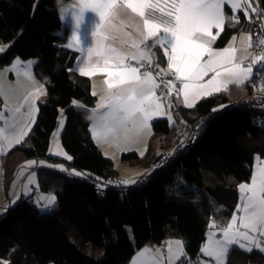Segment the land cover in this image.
<instances>
[{"label": "trees", "instance_id": "16d2710c", "mask_svg": "<svg viewBox=\"0 0 264 264\" xmlns=\"http://www.w3.org/2000/svg\"><path fill=\"white\" fill-rule=\"evenodd\" d=\"M70 1L0 0V68L14 58L35 60L37 77L49 79L29 145L21 143L1 157L7 197L31 160L36 162L32 169L37 171L39 192L56 197L50 210H42L44 205L32 196L8 207L0 220V264H129L139 249L171 238L184 242L189 258L201 259L211 224L221 228V221L238 212L239 184L251 181L255 157L264 158V126L255 121L264 111L245 104L230 106L251 95L248 83L204 97L193 108L175 100L171 108L184 122H205L198 141L156 167L173 147L179 123L155 120L146 152L121 154L122 162L146 171L134 184L122 183L99 195L100 182L120 177L114 161L93 140L86 119L97 104L91 81L73 70L76 53L64 46L68 28L59 12ZM257 2L264 10V0ZM238 18L237 25L225 27L216 47H225L243 30L253 34L254 27L264 23L261 13L259 19L248 20L239 12ZM155 52L166 66V57ZM73 100L85 108L76 107ZM61 111L65 125L60 141L71 160L49 153ZM62 163L66 169L56 167ZM226 264H264V252L233 248Z\"/></svg>", "mask_w": 264, "mask_h": 264}, {"label": "snow or ice", "instance_id": "6c2138e0", "mask_svg": "<svg viewBox=\"0 0 264 264\" xmlns=\"http://www.w3.org/2000/svg\"><path fill=\"white\" fill-rule=\"evenodd\" d=\"M164 3L168 5L169 10L165 13L167 18L163 19L162 23L145 18L146 9H159L164 12L159 0H82L81 7L74 16L76 29L74 39L78 46L82 45L79 28L84 22V13L87 10H92L99 16L100 22L92 33L94 44L87 47V55L91 58L95 54L100 57V60L87 70L80 69V74L106 73L105 95L100 97L97 109L101 110L100 113L105 116L106 121L109 118H117L120 113L125 114L123 118L125 127L119 131V134H123L126 141H130L133 136L139 137L145 130H150V121L163 113L164 105L156 96L157 90L161 94L175 92L177 98L182 93L183 103L191 108L198 97L211 95L213 91L227 90L229 83L238 87L252 73V64L264 61V47H261L256 58L250 61L246 68L242 67L243 59L237 62L236 49L231 44L223 49L211 47V44L216 40V36L212 35V29L224 30L225 4L230 3L233 14L237 9H241L245 18L251 20V17L248 16L249 9L251 12H256L257 9L251 7L249 0H244L243 8H241L240 0H170V3L169 0H164ZM123 9H130L132 13L142 18V27L136 26L139 41L132 40V47L138 49L143 44L147 52L153 54L154 50H159L161 56L166 57L167 69L173 75L174 80L157 82L153 71L159 69L160 66L157 64L153 69L149 55L144 57L146 63L141 64L137 60L138 66H133L130 60H136L134 54L105 43L114 33L121 36L122 42L132 39L131 33L122 31L123 21H120L119 25L114 23L119 19ZM261 15H264V10H261ZM227 19L229 27L233 26V21L239 22L235 15L227 17ZM112 38L114 39L115 36L113 35ZM232 39L235 40V37ZM257 41L259 45L264 46V40L257 37ZM249 47H252L251 43ZM80 50L83 48L81 47ZM205 55L208 56V60L202 62ZM126 61L129 62L126 63ZM141 68L145 70L141 72ZM210 72L214 75L206 83H199ZM156 75L159 76L160 71H157ZM174 81L180 82L179 89ZM92 94L95 96V91ZM0 95H4L2 83H0ZM72 104L77 105L78 101L73 100ZM168 107H172L171 103ZM33 110H35L34 105L29 103L27 113L29 117ZM15 111L18 112L19 108ZM90 111L96 113V109ZM214 111L216 110L214 109ZM168 118L171 119V117ZM0 119H3L2 113H0ZM90 131L94 132V140L101 133L106 136L119 135L117 130L108 127L107 122L103 125L94 124ZM23 134V131L14 134L17 143L20 142V137ZM56 155H60V153L57 152ZM66 158L67 160L72 159L71 156H66ZM27 163L34 164L36 162L29 161ZM56 167L63 170L62 165H56ZM72 172L80 175L75 170ZM239 190L242 193H249L242 197L243 206H237V210L243 215L237 217L233 214L230 220L221 221L222 239L215 241L214 244L202 246L200 249V252L204 256L212 258L215 264H224V258L232 246H237L247 252H251L255 247L264 252V168H260L257 173L251 176L250 183L239 184ZM44 199L45 204L42 210H50L55 204L56 197L50 195ZM237 219L240 221L239 227L236 225ZM244 241H247V244ZM166 243L171 245L172 242ZM174 243L178 246L177 252L174 257L172 248H168V264H175V261L181 256L185 257L187 264H204L199 255L196 261L187 258L186 253L183 252V241L177 240ZM144 252L149 253L151 250L145 249ZM148 264H163V257L159 249L151 254Z\"/></svg>", "mask_w": 264, "mask_h": 264}, {"label": "crops", "instance_id": "0c3cea01", "mask_svg": "<svg viewBox=\"0 0 264 264\" xmlns=\"http://www.w3.org/2000/svg\"><path fill=\"white\" fill-rule=\"evenodd\" d=\"M81 2H82V0H72L69 3H67L66 5H64L63 7H61L60 12H59V15H60V18L63 22L64 27L68 28V33H67V36L65 38L64 46L68 50L76 53V57H75V60L73 62V70L79 74H80V69L87 70L91 65H94L98 60H100V57L96 56L95 54H93L91 56V58H89L87 55V47L92 46L94 44V37H93L92 33L94 32L96 25L100 22L99 16L97 13H95L92 10H87L84 13V17H85L84 22L81 24V26L79 28V36H80L82 45L78 46L75 42V39H74V36L76 34L74 16L79 11V9L81 7ZM169 3H170V0H169ZM249 3L251 5V7H255L257 9L256 12H251L250 9L248 11V16L251 17V20H252L253 17H259L261 11H260L259 4H258L257 0H249ZM159 4L164 8V12H161L159 9H155V10L146 9L145 18H147L149 20H153L157 23H162V20L167 18L165 16V13L169 9H168V5L164 3V0H159ZM240 4H241V8H243L244 7V0H240ZM228 9L230 11H228ZM62 10H64V11H62ZM224 12H225L226 20H225V24L223 26V29H225V27L229 25V21H228L227 17L235 15L236 19L239 21L238 14H239V12H243V11H241V9H237L235 14H233V12L230 9V3H226L224 6ZM65 17H67V18H65ZM120 21H123V24H124L122 31L127 32V33H131L132 39H129V40H126L125 42H122L121 36L118 33H114V34H111L109 36V39L107 41H105V43L110 44L111 46L116 47V48H118L124 52L135 55V51L137 50V48L132 47V40H137V42L139 41V34L136 32V26L140 25L142 27V18L137 16L136 14L132 13L130 9H123V10H121L119 19L117 21H114V23H117L119 25ZM232 23H233L232 27H234L235 25L238 24L235 21H233ZM223 31H221L220 29H217V28H213L212 29V35L216 36V40H217V38L221 35V33ZM113 35L115 36L114 39L112 38ZM233 37H235V40L232 39ZM233 37L230 39L229 43L225 47H228L231 44V46L234 49H236L235 55H236L237 62H239L241 59L246 60L247 58H249L252 55V47H249V44L250 43L252 44V33L248 30H243L240 33L234 35ZM249 37H251V40H249ZM216 40L211 44V47L213 49L225 48V47H222V48L216 47L215 46ZM142 45L143 44H141L140 47ZM81 47L83 48V50H80ZM6 49H7V47H5V46H3L1 48L2 51H5ZM146 55H148V54L145 53V56ZM136 60H137V58H136ZM136 60H130V62L133 66H134V62ZM207 60H208V56L205 55L203 57L202 62H205ZM127 62H129V61H126V63ZM35 65H36L35 60L22 61V60L18 59V62H17V58H14L11 61V63L4 65L3 67L0 68V74L3 72H5V73L9 72L11 80H13V81H15L16 79L21 80L25 84L26 89L28 90L27 94H25L28 96H26L23 100H21L19 105H17L16 107H14L13 105H9V107H8L9 109H7V111L5 112L3 119L0 120V143L3 146V148L0 150V152H2V154H0V157H2L3 154L8 152L9 150L14 148L15 146H17L21 143H24L25 140H27V138H28V136H29L36 120H37L38 113H39V103L45 97L46 88H47V84L49 83V79L48 78L42 79V78L37 77V75L34 72ZM163 68H164V71L170 72L167 69V65L163 66ZM212 75H214V73L210 72L208 74V76H205L202 81H199V83H206L207 80ZM82 76H86L90 79L92 92L95 91V93H96L95 96L97 97V104H98L100 101V97L105 95L104 80L107 79L106 73L98 72L94 75H82ZM251 78H252V73L249 74L248 78L241 85L246 84V83L249 84ZM157 82H158V79H157ZM93 85H94V87H93ZM231 86H233V85L231 83H229L227 85V90ZM222 91H226V90H222ZM215 93H219V92H215V91L212 92V94H215ZM156 96H158L160 98V102L164 105V108H163L162 114L157 115L156 117L153 118L152 121H150V124H151L150 130H145L139 137L133 136L130 141H126L124 139L123 134H119L117 136H113V135H107L106 136L105 134L101 133L97 139H95V140L93 139L95 141V143L101 148V150H102V148H147V143H148L149 137L152 133V123L155 120H158L161 118L168 119L169 112H170V110H172V108L168 107L166 100L159 95V90L156 91ZM207 96H209V95H203L201 97H198L194 101V106L201 99H203L204 97H207ZM3 102H7V101H5L4 95H0V103H3ZM29 103L33 104L34 109H35L32 111L31 117H29L27 115V113L29 111ZM176 103L179 106L189 108L183 103V94L182 93H181L180 97L176 100ZM97 104L92 109H96V113H100L101 110L97 109ZM75 106L78 108H82V109L85 108V106H83L82 104H80V105L77 104ZM193 107H191V108H193ZM17 108H19L18 112L15 111ZM172 112H173V110H172ZM94 124H97V123L91 122L90 129L92 128V126ZM64 125H65V116H64V112L61 111L60 123H59V127L57 128V130H59L60 135L63 131ZM98 125H101V124H98ZM21 131H23L24 134L20 137V142L17 143L16 140L14 139V134L19 133ZM91 134L93 137L94 132L91 131ZM50 146H51V144H50ZM0 162H2V160H0ZM34 165H35V163L29 164V166H27V168L28 167L32 168V166H34ZM41 165L47 166L46 163H44V164L41 163ZM30 168H28L27 172H25L21 178H19L17 175V177L19 178L18 188L16 190L15 196L10 201V202H12V201L15 202L14 205L17 204L22 198H27L30 196L33 197L35 203L38 202V203H42L44 205L45 204L44 198H47L50 195H54L53 193H41V192H39V190L37 189V180H36V178H32L34 173H37V171H36V169H30ZM260 168H264V158L258 157V158H255V160H254L253 174L257 173ZM118 174H119V177L121 178V180L124 181V178L121 177L119 172H118ZM140 174H142V173H140ZM3 177H4V174H3ZM15 180H17V178ZM124 183H125V181H124ZM247 183H250V182H247ZM239 194H240V205L239 206L242 207L243 206L242 197L245 195H249V193H242L239 190ZM55 203H56V201H55ZM3 204H4V200H2V202L0 203L1 208H3V206H4ZM10 205H11V203H10ZM234 214L237 217H240L243 215V213L240 211H238ZM236 225H237V227H239V225H240L239 219H237ZM241 231H244V229H241ZM220 239H222V229L220 227L215 226V224L212 223L210 228L207 231L206 240H205L203 246H206L209 244H214L215 241L220 240ZM177 240L182 241L181 239L171 238V239L166 240L164 244L152 245V249L155 250L156 248H159L163 252V254L166 257H168V251L167 250L169 247H171L172 250H175L176 247L178 248V246L174 243ZM166 242H172V243H171V245H169ZM244 243L247 244V241H244ZM233 248H238L244 252H247L244 249H241L237 246H232L230 251ZM255 249L256 248L253 247V250H255ZM230 251L227 253L226 258H224V264L227 263ZM201 260L204 262V264H215V261L212 258L204 256L202 253H201ZM175 263H176V261H175Z\"/></svg>", "mask_w": 264, "mask_h": 264}, {"label": "built area", "instance_id": "2783aa9c", "mask_svg": "<svg viewBox=\"0 0 264 264\" xmlns=\"http://www.w3.org/2000/svg\"><path fill=\"white\" fill-rule=\"evenodd\" d=\"M262 24L264 23L263 22L259 23L253 29L254 31L252 34V55L246 60H244L242 67L246 68L248 66V63L256 58L261 47H264V46L259 45L257 41V37H259L260 40H264V27H262ZM145 53H147L151 57L153 69H155V66L157 64H159L160 66L159 69H156L155 71H153V75L158 79V82L162 80L164 81L174 80V77L171 74V72L164 71L163 66L158 62L157 57H156V52L154 51V54L148 53L147 50L144 48V45H142L140 48H138L135 51L136 58L137 60L140 61L141 64L146 63L144 60ZM137 60L134 62V66H138L136 63ZM144 70H145L144 68H141V72H143ZM157 71H160L159 76L156 75ZM174 83H176L177 89L181 87V84L179 81H174ZM249 86L252 90L251 95L245 99H240V100L233 102L230 106L237 107L242 104H245L254 110L264 111V61H257L256 63L252 64V78L250 79ZM159 95L166 100L168 105L169 103L173 105L174 101L178 99L175 92L161 94V92L159 91ZM173 114H174L176 122L179 123L178 128H177V133L173 141L174 150L171 152L166 151L161 156L159 161L156 163V167H160V166L167 164L172 158L177 156L180 152L188 148H191L198 141L199 135L201 134V132L204 130V127H205L204 121H202L201 123L195 126H192L189 123L184 122L182 120L179 112L173 111ZM255 121L259 123L260 125L264 126V115L256 118ZM122 183H124V181L121 179L109 178L105 182H100L98 184L97 192L99 195L104 196L106 195L108 190L117 188ZM187 258L190 259L191 261H196V260H192L188 256ZM177 264H187L185 257L183 256Z\"/></svg>", "mask_w": 264, "mask_h": 264}, {"label": "rangeland", "instance_id": "374dc122", "mask_svg": "<svg viewBox=\"0 0 264 264\" xmlns=\"http://www.w3.org/2000/svg\"><path fill=\"white\" fill-rule=\"evenodd\" d=\"M0 82L3 84L4 97H5V101H7V102L0 103V113H2L3 117H4L5 112L7 111V109H9L8 108L9 105H13L14 107L19 105L21 100H23L26 96H28V95H25V94H27L28 90L26 89L25 84L21 80H18V79H16L15 81L11 80L9 72H7V73L3 72L0 74ZM80 104L81 103L78 101V105H80ZM168 117H171V119L168 118L170 124H174L176 122L172 110H170ZM0 120H2V119H0ZM60 136L61 135L59 134V130L56 129L54 131V133L52 134V137H51V146L49 149V153L51 155H54V156L66 158V156H68V155H67L65 149L63 148V146L61 144ZM24 144L29 145V141L25 140ZM2 148H3V146L0 143V150ZM102 150H103L102 152L104 153L105 156L109 157L110 159H112L114 161L115 168L120 173L121 177L124 178L126 185L134 184L138 180V176L142 175L146 171V169H144L140 166L129 165L125 162H122L121 161V154H122V152H127V151H136L139 154H144L146 152L147 148H102ZM173 150H174V148L172 147L169 150H167V152H171ZM57 152H59L60 155H56ZM255 158H258V157L256 156ZM0 160H1V157H0ZM31 161H33V160H31ZM40 163L44 164L45 161H41ZM27 166H29L28 163H26V166L21 168V170L19 171L20 173L18 174L19 178H21L22 175L25 172H27L28 168H30V167L27 168ZM62 166H63V169H66L65 163H62ZM30 169H32V168H30ZM140 173H142V174H140ZM3 174H4L3 166H2V162H0V203L2 202V200H4L3 208H1V206H0V220L6 216L7 209L10 206V203H11V206L14 205V203H15L13 201L12 202H10V201L16 194V190L18 188V180H19V178L17 177V180H14V182L11 184V186L9 188V198H8L7 192H6L7 189L4 186ZM32 178H36V180H37V173H34ZM145 249H150L151 252L145 253L144 252ZM157 249H159V248H156L155 250H153L152 245H148V247L145 246V248L143 247V248L139 249L135 253V255L133 256V258L131 259L129 264H148L149 257L151 256L152 253H155ZM176 252H177V247L175 248V250H173V256L174 257L176 255ZM183 252L185 253L184 245H183ZM160 253L163 257V264H168L167 257L163 254V252L161 250H160ZM182 257L183 256H181L178 260H176L175 264H177ZM4 264H8V263L4 262Z\"/></svg>", "mask_w": 264, "mask_h": 264}, {"label": "clouds", "instance_id": "9594fccd", "mask_svg": "<svg viewBox=\"0 0 264 264\" xmlns=\"http://www.w3.org/2000/svg\"><path fill=\"white\" fill-rule=\"evenodd\" d=\"M124 115V113H120L117 118H109L106 121L105 116L102 113H90L86 116V119L90 122H95L101 125L107 122L108 127L117 130V133L119 134V131L125 127L123 122Z\"/></svg>", "mask_w": 264, "mask_h": 264}]
</instances>
